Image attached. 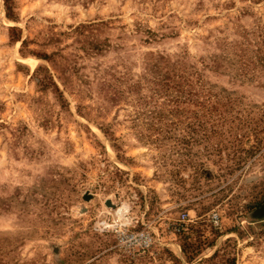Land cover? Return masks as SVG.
I'll use <instances>...</instances> for the list:
<instances>
[{
    "label": "rangeland",
    "instance_id": "rangeland-1",
    "mask_svg": "<svg viewBox=\"0 0 264 264\" xmlns=\"http://www.w3.org/2000/svg\"><path fill=\"white\" fill-rule=\"evenodd\" d=\"M0 0V264H264V0Z\"/></svg>",
    "mask_w": 264,
    "mask_h": 264
},
{
    "label": "trees",
    "instance_id": "trees-1",
    "mask_svg": "<svg viewBox=\"0 0 264 264\" xmlns=\"http://www.w3.org/2000/svg\"><path fill=\"white\" fill-rule=\"evenodd\" d=\"M10 2H11V0H3L4 9L6 11V16H8L9 13L11 12Z\"/></svg>",
    "mask_w": 264,
    "mask_h": 264
}]
</instances>
